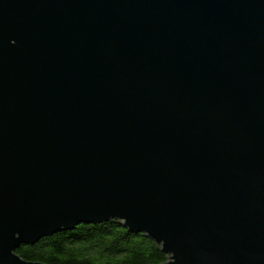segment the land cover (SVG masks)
Masks as SVG:
<instances>
[{"label": "water", "instance_id": "1", "mask_svg": "<svg viewBox=\"0 0 264 264\" xmlns=\"http://www.w3.org/2000/svg\"><path fill=\"white\" fill-rule=\"evenodd\" d=\"M109 219L264 264V0H0V264Z\"/></svg>", "mask_w": 264, "mask_h": 264}, {"label": "trees", "instance_id": "2", "mask_svg": "<svg viewBox=\"0 0 264 264\" xmlns=\"http://www.w3.org/2000/svg\"><path fill=\"white\" fill-rule=\"evenodd\" d=\"M15 253L44 264H162L168 259L153 239L129 231L117 219L80 223L20 245Z\"/></svg>", "mask_w": 264, "mask_h": 264}]
</instances>
